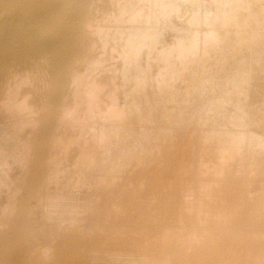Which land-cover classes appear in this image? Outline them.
<instances>
[{
	"label": "clouds",
	"instance_id": "obj_1",
	"mask_svg": "<svg viewBox=\"0 0 264 264\" xmlns=\"http://www.w3.org/2000/svg\"><path fill=\"white\" fill-rule=\"evenodd\" d=\"M44 14L55 46L0 95L25 264H264V0Z\"/></svg>",
	"mask_w": 264,
	"mask_h": 264
},
{
	"label": "bare ground",
	"instance_id": "obj_2",
	"mask_svg": "<svg viewBox=\"0 0 264 264\" xmlns=\"http://www.w3.org/2000/svg\"><path fill=\"white\" fill-rule=\"evenodd\" d=\"M48 0H0V95L14 78L39 64L56 44L44 14ZM4 117L0 115V125ZM23 241L15 232H0V264H25Z\"/></svg>",
	"mask_w": 264,
	"mask_h": 264
}]
</instances>
